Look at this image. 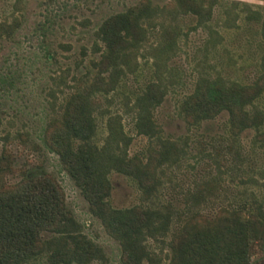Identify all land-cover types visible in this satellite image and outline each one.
<instances>
[{"label": "trees", "instance_id": "16d2710c", "mask_svg": "<svg viewBox=\"0 0 264 264\" xmlns=\"http://www.w3.org/2000/svg\"><path fill=\"white\" fill-rule=\"evenodd\" d=\"M217 4L219 0H172L167 6H158L140 0L107 16L94 31V56L81 74L86 75L85 80L81 78L54 107L40 141L29 142L28 134L20 132L17 148L21 151H15L6 141L8 135L3 137L0 264H35L45 254L50 264H94L103 257L101 248L82 233L59 180L40 159L20 162L23 150L58 156L87 201L89 212L119 242L122 264H162L151 256L146 240L160 229L163 215L143 203L113 206L110 174L131 179L146 201L159 191L165 168L185 154L177 139L164 135L154 111L172 85L168 62L175 55L180 34L174 21L180 14L193 15L197 25L206 27ZM224 13L229 27H239L237 21H242L264 42V6L253 8L233 1ZM45 58L50 60V52ZM143 65L151 76L129 90L124 111L132 115L133 129L147 139V146L129 153L131 136L123 128L121 115L106 117V134L101 140L97 138V116L100 99L127 87L129 76L144 75ZM6 75L14 74L0 70V91L12 83ZM254 75L241 81L220 73L198 74L191 91L179 100L178 117L190 130L226 113L231 141L236 142L243 131L254 130L255 139L264 142V109L258 104L264 94V47ZM252 174L250 181L259 192H250L243 201L223 206L212 216L196 213L173 237L164 264H252V256L264 248V161ZM200 194L196 190L193 196Z\"/></svg>", "mask_w": 264, "mask_h": 264}, {"label": "rangeland", "instance_id": "374dc122", "mask_svg": "<svg viewBox=\"0 0 264 264\" xmlns=\"http://www.w3.org/2000/svg\"><path fill=\"white\" fill-rule=\"evenodd\" d=\"M138 1L0 0V70L14 74L6 75L12 83L0 91V150L6 135L7 143L15 151L20 150L17 148L20 132L28 134L29 142L40 141L41 130L54 107L81 78L85 80L86 75L81 74L94 56V31L104 18ZM150 1L158 6L172 2ZM233 1L248 3L253 8L264 6V0H219L206 27L197 25L193 15L180 14L174 21L180 34L175 55L168 62L172 85L154 116L164 135L177 139L185 154L177 163L165 168L159 191L143 201L131 179L116 172L110 174L113 206L143 203L160 210L163 215L160 229L146 240L147 250L162 264L167 261L173 237L196 213L212 216L223 206L243 201L250 192H259V187L249 177L254 176L252 169L264 161V142L255 139L254 130L243 131L234 142L228 136L226 113L190 130L177 115L179 100L191 91L198 74L220 73L241 81L255 76L264 42L246 23L238 20L239 27H229L225 22L224 8L231 6ZM166 22L169 23L168 18ZM47 52L51 55L49 61L45 58ZM143 66L146 68L144 75L129 76L127 87L100 99L97 116V138L101 140L106 134V117L114 113L121 115L123 128L131 136L129 153H138L147 146V139L133 129L132 115L124 111L129 90L151 76L147 65ZM258 104L264 109V94ZM23 153L20 162L40 159L59 180L67 206L79 222L82 233L102 250L103 257L94 264H122L119 242L89 212L87 201L62 168L58 156L47 151L29 153L23 150ZM196 190L201 194L194 197ZM48 237L44 235L45 239ZM35 264H50V261L45 254ZM252 264H264V248L252 256Z\"/></svg>", "mask_w": 264, "mask_h": 264}]
</instances>
